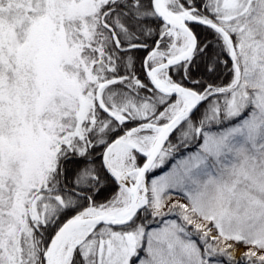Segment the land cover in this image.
<instances>
[{
    "label": "snow or ice",
    "instance_id": "1",
    "mask_svg": "<svg viewBox=\"0 0 264 264\" xmlns=\"http://www.w3.org/2000/svg\"><path fill=\"white\" fill-rule=\"evenodd\" d=\"M0 264H264V0H0Z\"/></svg>",
    "mask_w": 264,
    "mask_h": 264
},
{
    "label": "rangeland",
    "instance_id": "2",
    "mask_svg": "<svg viewBox=\"0 0 264 264\" xmlns=\"http://www.w3.org/2000/svg\"><path fill=\"white\" fill-rule=\"evenodd\" d=\"M237 255H239V253H237Z\"/></svg>",
    "mask_w": 264,
    "mask_h": 264
}]
</instances>
